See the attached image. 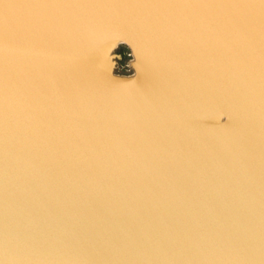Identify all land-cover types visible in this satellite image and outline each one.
<instances>
[{
  "label": "rangeland",
  "instance_id": "1",
  "mask_svg": "<svg viewBox=\"0 0 264 264\" xmlns=\"http://www.w3.org/2000/svg\"><path fill=\"white\" fill-rule=\"evenodd\" d=\"M115 34L141 49L142 80L109 84L108 96L77 95L85 55L96 77L135 73L129 43L101 51ZM263 35L264 0H0V264H95L105 250L115 264H264ZM139 98L148 105L145 121L131 109ZM214 110L231 120L219 137L209 135L206 121ZM202 120L205 135L198 133Z\"/></svg>",
  "mask_w": 264,
  "mask_h": 264
},
{
  "label": "bare ground",
  "instance_id": "2",
  "mask_svg": "<svg viewBox=\"0 0 264 264\" xmlns=\"http://www.w3.org/2000/svg\"><path fill=\"white\" fill-rule=\"evenodd\" d=\"M12 1V0H11ZM145 1V0H144ZM159 1H161V0H159ZM6 2H8V1H6ZM148 2V1H147ZM150 2H152V1H150ZM9 3V2H8ZM7 3V4H8ZM19 3V2H18ZM163 3L164 2H162V5H163ZM1 4H3V3H1ZM167 4V3H166ZM12 6V5H11ZM146 6H148V5H146ZM159 6H161V2L159 3ZM25 7V6H24ZM162 7V6H161ZM7 8V7H6ZM21 9V8H20ZM12 11V10H11ZM155 11V10H154ZM157 11H159L158 9H157ZM19 12H21V11H19ZM5 13V12H4ZM3 13V14H4ZM82 17V16H81ZM80 17V18H81ZM49 18V17H48ZM51 18V17H50ZM98 18V17H97ZM257 18V17H256ZM35 19V18H34ZM91 19V18H90ZM94 19H96V18H94ZM117 19V18H116ZM115 19V20H116ZM258 19V18H257ZM36 20V19H35ZM56 20V19H55ZM89 20V19H88ZM114 20V21H115ZM42 21V20H41ZM40 21V22H41ZM80 21H81V19H80ZM79 21V22H80ZM106 21V20H105ZM107 21H108V19H107ZM109 21H110V19H109ZM39 22V23H40ZM50 22V21H49ZM53 22H54V20H53ZM110 22H113V21H110ZM121 22V21H120ZM119 21H118V23H120ZM38 23V24H39ZM42 23H45V21L44 22H42ZM64 23V22H63ZM115 23V22H114ZM46 24V23H45ZM49 24V23H48ZM95 24H97V23H95ZM113 24V23H112ZM210 24V23H209ZM213 24V23H212ZM40 25V24H39ZM38 25V26H39ZM43 25V24H42ZM50 25H52V22H51V24ZM56 25V24H55ZM87 25H88V23H87ZM111 25V24H110ZM37 26V27H38ZM49 26V25H48ZM115 26V25H114ZM149 26V25H148ZM51 27V26H50ZM118 27H120V26H118ZM111 28V27H110ZM251 28V27H250ZM104 29H106V28H104ZM108 29V31H109V28H107ZM106 29V30H107ZM249 29V28H248ZM132 30V29H131ZM96 31H97V29H96ZM100 31V30H99ZM103 31V30H102ZM102 31H101V33H102ZM116 31V30H115ZM114 31V32H115ZM247 31V30H246ZM134 31H132L131 32V34L133 33ZM100 33V32H99ZM100 33V34H101ZM121 33V32H120ZM93 34V33H92ZM106 34V33H105ZM130 34V35H131ZM137 34H139V33H137ZM107 35H108V33H107ZM106 35V36H107ZM144 35V34H143ZM141 36V34L139 35L141 38L142 37H144V39H145V36ZM136 36H138V35H136ZM136 36H134V38L136 37ZM264 36V35H263ZM147 37H148V35H147ZM252 37V36H251ZM15 38V37H14ZM82 38V37H81ZM133 38V37H132ZM140 38V39H141ZM85 39V38H84ZM83 39V40H84ZM148 39H149V37H148ZM111 40V43H110V45L108 44V42ZM88 41V40H87ZM90 41V40H89ZM139 41H141V40H139ZM149 41V40H148ZM148 41H146V42H148ZM91 42V41H90ZM89 42V43H90ZM120 42H126V44L127 43H129V45L132 47V49L131 50H133V54H134V56H135V62H133L132 63V65H133V69H135V73L132 75V76H130V77H127V78H125L124 80H122V79H118V77L117 78H115L114 77V75L113 74H108V76H106L107 75V72L105 73V72H103V69H102V72L104 73V75H105V78H102L101 76H98V77H96L94 74H92V72H93V69H96L97 67H94V66H91V62H93V61H90L89 60V58H90V56L88 57L87 55H85V58H86V61L85 62H83L84 64H83V67H82V78H81V80L78 82V88H77V92H76V94L77 95H82V94H86V93H98V94H101V95H104V96H108L112 91H110L109 89H108V85L110 84V85H112V86H114V87H118V88H126V87H131V85L133 84V85H135L136 83L138 84L141 80H142V77H143V74H145L144 73V70H145V62H144V55H143V53H142V51H141V49L139 48V46L132 40V39H130L127 35H120V34H115V35H113V36H111L110 38H108L106 41H105V43L102 45V48H101V51L103 52L104 50H105V48L106 49H108V50H110V49H114L115 47H117V45L120 43ZM146 42H144V44L146 43ZM189 42V41H188ZM3 43V42H2ZM88 45V44H87ZM146 46V45H145ZM86 48H88L87 46H86ZM147 48V47H146ZM82 49H84L85 50V48L83 47ZM90 51H91V49H90ZM148 51V50H147ZM155 51V50H154ZM111 52V51H110ZM109 53V52H108ZM259 53V52H258ZM262 53V52H261ZM86 54H87V51H86ZM151 54V53H150ZM204 55V54H203ZM252 56H253V52H252ZM258 56V55H257ZM261 56V55H260ZM264 56V55H263ZM111 57V56H110ZM161 57V56H160ZM256 57V56H255ZM85 58H84V60H85ZM147 58H148V56H147ZM147 58H146V60H147ZM152 58H153V56H152ZM263 58V57H262ZM110 59V58H109ZM109 59H107V63H105V64H108V66L110 67L111 66V62L109 61ZM149 59V58H148ZM154 59V58H153ZM254 60H255V58H253ZM259 59V58H258ZM8 59H6V61H7ZM150 60V59H149ZM148 60V61H149ZM155 60H156V58H155ZM197 60V59H196ZM256 60H257V58H256ZM255 60V61H256ZM133 61V60H132ZM153 61V60H152ZM4 62V61H3ZM8 62V61H7ZM164 61L162 60V64H164L163 63ZM152 63V62H151ZM153 63H154V61H153ZM189 63V62H188ZM184 64V63H183ZM259 64H260V61H259ZM77 65V64H76ZM187 65V64H186ZM190 65V64H189ZM79 66H81V65H79ZM177 66V65H176ZM184 66H185V64H184ZM184 66L182 67V68H184ZM193 66V65H192ZM200 66V65H199ZM208 66V65H207ZM206 66V67H207ZM263 66H264V64H263ZM166 67H167V65H166ZM188 67V66H187ZM214 67V66H213ZM220 67V66H219ZM256 67V66H255ZM107 68V67H106ZM177 68H178V66H177ZM179 68H180V65H179ZM181 68V69H182ZM201 68V67H200ZM203 68V67H202ZM210 68V67H209ZM217 68V67H216ZM79 69H80V67H79ZM165 69H167V68H165ZM163 70V72L164 71H166V70ZM188 69V68H187ZM190 69V68H189ZM193 69V68H192ZM199 69V68H198ZM206 69H208V67L206 68ZM222 69V68H221ZM225 69V68H224ZM245 69H246V67H245ZM245 69H243V70H245ZM7 70V69H6ZM63 70V69H62ZM73 70V69H72ZM112 70V69H111ZM110 70V71H111ZM168 70V69H167ZM170 70V69H169ZM196 70V69H195ZM230 70H233V69H229V71ZM249 70V69H248ZM252 70V69H251ZM262 70H264V69H262ZM5 71V70H4ZM176 72H177V70H175ZM180 71V70H179ZM188 71V70H187ZM192 71V70H191ZM227 71V70H226ZM12 72V71H11ZM72 72V71H71ZM74 72V71H73ZM77 72V71H76ZM112 72V71H111ZM152 72V71H151ZM168 72V71H167ZM170 72V71H169ZM168 72V73H169ZM172 72V71H171ZM176 72H174V73H176ZM190 72V71H189ZM192 72H194V70L192 71ZM191 72V73H192ZM228 72V71H227ZM226 72V73H227ZM239 72H241V71H239ZM7 73V72H6ZM5 73V74H6ZM66 73H67V71H66ZM75 73V72H74ZM150 73V72H149ZM148 73V74H149ZM157 73V72H156ZM173 73V74H174ZM185 73H186V70H185ZM204 74H205V72H203ZM232 73V72H231ZM234 73H236V72H234ZM16 74V73H15ZM63 74V73H62ZM61 74V75H62ZM165 74H166V72H165ZM201 74V73H200ZM216 74V73H215ZM214 74V75H215ZM238 74V73H237ZM241 74V73H240ZM239 74V75H240ZM60 75V76H61ZM69 75V74H68ZM164 75V74H163ZM177 76V78H178V74H176ZM179 75H180V73H179ZM186 75H187V73H186ZM185 75V76H186ZM209 75V74H208ZM233 75V74H232ZM242 75V74H241ZM6 76V75H5ZM12 76V75H11ZM15 76V75H14ZM59 76V75H58ZM162 75L160 74V77H161ZM215 76H217V74L215 75ZM221 76V75H220ZM235 76V75H234ZM238 76V75H237ZM151 77V76H150ZM164 77H166L165 75H164ZM169 77V76H168ZM187 77H190V76H187ZM192 77V76H191ZM190 77V78H191ZM211 77H214V76H212L211 75ZM219 77V76H218ZM147 78V77H146ZM167 78V77H166ZM172 78V77H171ZM182 78V77H181ZM183 78H185L184 76H183ZM215 78V77H214ZM217 78V77H216ZM225 78H226V76H225ZM235 78V77H234ZM237 78H239V77H237ZM247 78H248V76H247ZM22 79H23V77H22ZM56 79V78H55ZM55 79H54V81H55ZM60 79V78H59ZM58 78H57V81L59 80ZM67 79V78H66ZM105 79V80H104ZM192 79H193V77H192ZM192 79H190L191 81H193L194 82V80H192ZM221 79H222V77H221ZM231 79V78H230ZM63 80V79H62ZM162 80H164V79H162ZM167 80V79H166ZM166 80H164L165 82H167ZM189 80V79H188ZM222 80H224V79H222ZM249 80V79H248ZM12 81V80H11ZM53 81V82H54ZM60 81H61V79H60ZM147 81H150V80H147ZM181 81V80H180ZM183 81V80H182ZM185 81V80H184ZM6 82H8V81H6ZM13 82V81H12ZM52 81H50V83H51ZM64 82V81H63ZM162 82V81H161ZM220 82H221V80H220ZM248 82V81H247ZM255 82H257V81H255ZM56 83V82H55ZM58 83V82H57ZM76 83V82H75ZM152 83V82H151ZM157 83H159V82H157ZM169 83V82H168ZM192 82H190L189 84H191ZM197 83V82H196ZM203 84H204V82H202ZM261 83H262V81H261ZM17 84V83H16ZM20 84V83H19ZM60 84V83H59ZM153 84V83H152ZM154 84H155V82H154ZM170 84H171V82H170ZM169 84V85H170ZM247 84V83H246ZM14 85V84H13ZM55 84H53L52 86H54ZM149 85V84H148ZM151 85V84H150ZM159 85V84H158ZM161 85V84H160ZM165 85V84H164ZM163 85V86H164ZM194 85V84H193ZM205 85V84H204ZM262 85V84H261ZM51 86V87H52ZM57 86H58V84H57ZM61 86V85H60ZM63 86V85H62ZM154 86V85H153ZM157 86V85H156ZM168 86V85H167ZM173 87H174V85H172ZM187 86H188V84H187ZM202 86V85H201ZM212 86H214L213 84H212ZM240 86V85H239ZM250 86H252V84L250 85ZM254 86V85H253ZM256 86H258V85H256ZM12 88H13V86H11ZM35 87V86H34ZM46 87V86H45ZM45 87H44V89H45ZM56 87V86H55ZM55 87H52L53 89H51V88H49V89H51L50 91L52 92V90H54L55 91ZM146 87V86H145ZM160 88H162L161 86H159ZM194 87H196V88H198L196 85H194ZM200 87V86H199ZM249 87V86H248ZM2 88H3V85H2ZM36 88V87H35ZM40 88V87H39ZM41 88H43V86L41 87ZM153 88V87H152ZM175 88V87H174ZM178 88V87H177ZM214 88H215V86H214ZM218 88V87H217ZM253 88V87H252ZM153 89H156V88H153ZM163 89H164V87H163ZM173 89V88H172ZM206 89V88H205ZM261 89V88H260ZM2 90V89H1ZM15 90V89H14ZM19 90V89H18ZM28 90V89H27ZM32 90V89H31ZM47 90V89H46ZM59 90V89H58ZM61 90V89H60ZM158 90V89H157ZM170 90H171V88H170ZM213 90V89H212ZM217 90V89H216ZM258 90H259V88H258ZM44 91V93H45V90H43ZM153 91V90H152ZM155 91V94H156V90H154ZM208 91V90H207ZM2 92V91H1ZM16 92V91H15ZM24 92H25V90H24ZM40 92V91H39ZM58 92H60V91H58ZM69 92V91H68ZM174 92H176L175 90H174ZM33 93H34V91H33ZM37 93V92H36ZM41 93V92H40ZM44 93H42V94H44ZM49 93V92H48ZM67 93V92H66ZM152 93V92H151ZM165 93V92H164ZM163 93V94H164ZM171 93H173V92H171ZM181 93V92H180ZM179 93V97L180 98H182ZM212 93V92H211ZM221 93V92H220ZM29 94H30V92H29ZM28 94V95H29ZM39 94V93H38ZM51 94V93H50ZM52 94H54V93H52ZM68 94H70V93H68ZM177 94V93H176ZM223 94H225V93H223ZM19 95V94H18ZM17 95V96H18ZM114 95V94H113ZM143 95V94H142ZM186 95V94H185ZM188 95V94H187ZM201 95V94H200ZM210 97H211V95L210 94H208ZM36 96V95H35ZM38 96V95H37ZM42 96H45V95H42ZM41 96V97H42ZM51 96V95H50ZM50 96H48V97H50ZM64 96V95H63ZM68 96V95H67ZM66 95H65V97H67ZM156 96V95H155ZM154 96V97H155ZM161 96V95H160ZM170 96H171V94H170ZM175 96V95H174ZM177 96V95H176ZM190 96L192 97V95L190 94ZM190 96H189V98H190ZM207 96V95H206ZM34 97V96H33ZM39 97V96H38ZM37 97V98H38ZM53 97V96H52ZM70 97H72V96H70ZM74 97V96H73ZM72 97V98H73ZM178 97V96H177ZM214 97V96H213ZM219 97V96H218ZM54 98V97H53ZM68 98V97H67ZM71 98V99H72ZM159 98V97H158ZM195 98V97H194ZM225 98V97H224ZM2 99V98H1ZM29 99V98H28ZM65 99V98H64ZM63 98H62V100H64ZM157 99V98H156ZM215 99V98H214ZM15 100H17L16 98H15ZM19 100H20V97H19ZM21 100H23V99H21ZM30 100V99H29ZM33 100V99H32ZM174 100V99H173ZM178 100V99H177ZM192 100V99H191ZM218 100H220V98L218 99ZM217 100V101H218ZM225 100V99H224ZM13 101V100H12ZM37 101V100H36ZM40 101H42V100H40ZM151 101V100H150ZM153 101V100H152ZM182 101H184V102H186V99H184L183 100V98H182ZM210 101H212V99L210 100ZM222 101H223V99H222ZM222 101H221V103H222ZM66 102H67V100H66ZM73 102V101H72ZM171 102H173L172 100H171ZM190 102V101H189ZM213 103L214 102H216V101H212ZM9 103V102H8ZM7 103V104H8ZM16 103H18V102H16ZM36 103V102H35ZM41 103V102H40ZM67 103H69V102H67ZM66 103V104H67ZM71 103V102H70ZM175 103V102H174ZM174 103H172L173 105H174ZM212 103V104H213ZM219 103V102H218ZM22 104V103H21ZM28 104V103H27ZM34 104V103H33ZM37 104H39V103H37ZM36 104V105H37ZM157 104V103H156ZM160 103H158V105H159ZM220 104V103H219ZM223 104V103H222ZM225 104V103H224ZM11 105H12V102H11ZM20 105V104H19ZM155 105V104H154ZM157 105V106H158ZM183 105V104H182ZM216 105H218V104H216ZM13 106V105H12ZM15 106H17V105H15ZM29 106V105H28ZM181 106V105H180ZM9 107V106H8ZM26 107V106H25ZM24 107V108H25ZM33 106H31V108H32ZM152 107V106H151ZM175 107H177V106H175ZM153 108V107H152ZM157 108V107H156ZM224 108V107H223ZM6 109V108H5ZM19 109V108H18ZM131 109L134 111V113H136V114H138L139 116H141L142 118H143V120L145 121L146 120V117H147V114H148V105H147V102H146V99L144 98H142V99H140L139 98V100H136V101H134V103H133V105L131 106ZM154 109H155V107H154ZM15 110H16V108H15ZM20 110H23V109H19L18 111H20ZM153 110V109H152ZM157 110V109H156ZM168 110V109H167ZM169 110H171L172 111V108L171 109H169ZM223 110V109H222ZM31 111V110H30ZM34 111V110H33ZM151 111V110H150ZM160 111V110H159ZM163 112L165 111L166 112V110H162ZM174 111V110H173ZM172 111V112H173ZM165 112L163 113V115L164 116H166V114H168L167 112H166V114H165ZM171 112V113H172ZM223 113L222 111H220V110H214L213 111V114H212V119H210V120H206L207 121V123H213L212 125V127L210 128L212 131L209 133V132H203V127H204V125H205V122H204V120H202V125L200 126V129H199V131H198V133H202V134H206V133H209V135L211 134V135H215L216 137L218 136H220L221 135V130H223V131H225V132H227V131H229V121L231 122V120H229V118L227 117V119L225 120L223 117H221V113ZM30 113V112H29ZM151 113H152V111H151ZM154 113H155V110H154ZM154 113H152V114H154ZM158 113H162V112H158ZM170 113V114H171ZM160 115H162V114H160ZM173 115V114H172ZM153 116V115H152ZM30 117V116H29ZM128 117H130V116H128ZM151 117V116H150ZM160 117H162V116H160ZM170 117V116H169ZM168 117V118H169ZM25 118V117H24ZM167 117H166V119H168ZM173 118V117H172ZM150 119V118H149ZM164 119V118H163ZM162 119V120H163ZM166 119H164V122L166 121ZM99 120V119H98ZM97 120V121H98ZM152 120V119H151ZM171 120V119H170ZM95 121V120H94ZM29 122V121H28ZM215 122H217L219 125H216L215 124ZM30 123V122H29ZM28 124V123H27ZM31 125V124H30ZM29 125V126H30ZM48 125V124H47ZM46 125V126H47ZM28 126V127H29ZM35 126V125H34ZM216 126H218V127H221L220 129L218 128V127H216ZM90 127V126H89ZM32 128V127H31ZM115 128V127H114ZM111 129H113V128H111ZM117 129V128H116ZM66 130V129H65ZM121 130H122V128H121ZM32 131H33V128H32ZM39 131V130H38ZM114 131V130H113ZM181 131V130H180ZM29 132V134H30V130L28 131ZM115 132V131H114ZM113 132V133H114ZM127 132V131H126ZM38 134H40V133H38ZM112 135H114V134H112ZM229 139H230V141H233V140H235V136L233 135V133L230 131V133H229ZM208 136V135H207ZM71 137V136H70ZM73 137V136H72ZM112 137H114V136H112ZM37 138V137H36ZM43 138H45V137H43ZM66 138V137H65ZM32 140H33V138H31ZM39 139V138H38ZM72 139V138H71ZM70 140V139H69ZM117 140V139H116ZM198 140H200L199 138H198ZM44 141V140H43ZM37 142V141H36ZM70 142V141H69ZM71 142H73V141H71ZM117 142V141H116ZM44 143V142H43ZM41 145H42V143H40ZM133 144V143H132ZM24 145H26V143L24 144ZM69 145H71V144H69ZM118 145V144H117ZM119 145H121V144H119ZM169 145V144H168ZM50 146V145H49ZM74 146V145H73ZM72 146V147H73ZM96 146V145H95ZM71 147V146H70ZM50 148V147H49ZM91 148V147H90ZM116 148V147H115ZM119 148H122L121 146L119 147L118 146V149ZM124 148V147H123ZM222 148H223V146H222ZM73 149H74V147H73ZM76 149V148H75ZM84 149V148H83ZM225 149V148H224ZM82 150V149H81ZM89 150V149H88ZM88 150H86V151H88ZM100 150V149H99ZM108 150V149H107ZM112 150H114L115 151V149H112ZM165 150V149H164ZM78 151V150H77ZM91 151H93V150H91ZM111 151V150H110ZM126 151H130V150H126ZM125 151V152H126ZM166 151V150H165ZM55 152V151H54ZM131 152V151H130ZM129 152V153H130ZM143 152V151H142ZM160 152H162V151H160ZM167 152H168V150H167ZM166 152V155H168V153ZM235 152V151H234ZM79 153V152H78ZM102 153V152H101ZM108 153V152H107ZM110 153V152H109ZM138 153V152H137ZM140 153V152H139ZM53 154V153H52ZM61 154V153H60ZM75 154V153H74ZM90 154V153H89ZM136 154V153H135ZM134 154V155H135ZM141 154V156H142V153H140ZM162 154V153H161ZM95 155V154H94ZM119 155V154H118ZM127 155V154H126ZM133 155V154H132ZM55 156V155H54ZM85 156H88V155H85ZM96 156H98V155H96ZM178 156V155H177ZM180 156V155H179ZM98 157H100V156H98ZM117 157V156H116ZM137 154H136V160H137ZM145 157V156H144ZM146 157L148 158V156L146 155ZM145 157V158H146ZM172 157H174V156H172ZM223 157V156H222ZM139 158V157H138ZM143 158V157H142ZM142 158H141V160H142ZM224 158V157H223ZM222 158V159H223ZM93 159V158H92ZM96 159H97V157H96ZM125 159H127V158H125ZM131 159H132V157H131ZM144 159V158H143ZM152 159V158H151ZM150 158H149V160H151ZM175 159H176V157H175ZM221 159V160H222ZM64 160V159H63ZM77 161H78V159H76ZM146 160V159H145ZM148 160V159H147ZM178 160H183V159H178ZM91 161V160H90ZM160 161V160H159ZM162 161H169V160H162ZM183 161H185V159L183 160ZM59 162V161H58ZM61 162V161H60ZM63 162V161H62ZM86 162V161H85ZM95 162V161H94ZM97 162H98V160H97ZM119 162V161H118ZM124 162V161H123ZM172 162H174V161H172ZM177 162V161H176ZM185 162H187V161H185ZM190 162V161H189ZM224 162V161H223ZM26 163V162H25ZM29 163V162H28ZM68 163V162H67ZM66 163V164H67ZM100 163V162H99ZM175 163V162H174ZM134 164V163H133ZM155 164V163H154ZM188 164V163H187ZM191 164V163H190ZM195 164V163H194ZM199 164V163H198ZM26 165V164H25ZM60 165H62V163L60 164ZM78 165V164H77ZM77 165H75V166H77ZM123 165V164H122ZM151 165V164H150ZM159 165V164H158ZM189 165V164H188ZM197 165V164H196ZM209 165V164H208ZM207 165V166H208ZM219 165V164H218ZM105 166V165H104ZM124 166V165H123ZM198 166V165H197ZM211 166V165H210ZM244 166V165H243ZM52 167V166H51ZM87 167V166H86ZM86 167H85V169H86ZM90 167V166H89ZM136 167V166H135ZM146 167H147V165H146ZM202 167V166H201ZM5 168V167H4ZM45 168V167H44ZM49 168V167H48ZM72 168V167H71ZM95 168V167H94ZM120 168H121V166H120ZM144 168V167H143ZM216 168V167H215ZM257 168V167H256ZM69 169V168H68ZM90 169V168H89ZM124 169V168H123ZM201 169V168H200ZM204 169V168H203ZM3 170V169H2ZM73 170V169H72ZM71 170V171H72ZM261 170V169H260ZM259 170V171H260ZM4 171V170H3ZM48 171V170H47ZM60 171V170H59ZM81 171V170H80ZM95 171V170H94ZM126 171V170H125ZM133 171V173H134V170H132ZM209 171V170H208ZM239 171V170H238ZM246 171H248V170H246ZM245 171V172H246ZM256 171H258V170H256ZM49 172V171H48ZM54 172V171H53ZM95 172H98V171H95ZM120 172V171H119ZM131 172V171H130ZM135 172H137V171H135ZM253 172V171H252ZM55 173V172H54ZM62 173V172H61ZM116 173V172H115ZM121 173V172H120ZM137 173H139V168H138V172ZM247 173H249V172H247ZM59 174V173H58ZM63 174V173H62ZM67 174V173H66ZM90 174V173H89ZM123 174V173H122ZM125 174V173H124ZM132 174V173H131ZM246 174V173H245ZM261 173L259 172V175H260ZM263 174V173H262ZM46 175H48V174H46ZM113 175V174H112ZM111 175V176H112ZM118 175V174H117ZM128 175H130V174H128ZM136 174H134V175H132V177L133 176H135ZM137 175H139V174H137ZM208 175V174H207ZM33 176V175H32ZM66 176V175H65ZM209 176V175H208ZM15 177H17V176H15ZM167 177V176H166ZM199 177V176H198ZM206 177V176H205ZM243 177V176H242ZM242 177H241V180H242ZM248 177V176H247ZM261 177V176H260ZM64 178H66V177H64ZM99 178V177H98ZM110 178V177H109ZM119 178H120V176H119ZM128 178V177H127ZM200 178V177H199ZM244 178V177H243ZM18 179V178H17ZM257 179V178H256ZM35 180V179H34ZM143 180V179H142ZM178 180H180V179H178ZM177 180V181H178ZM183 180V179H182ZM194 180V179H193ZM244 180V179H243ZM250 180V179H249ZM90 181V180H89ZM106 181V180H105ZM107 181H109V180H107ZM140 181V180H139ZM145 181V180H144ZM143 181V182H144ZM158 181V180H157ZM160 181V180H159ZM158 181V182H159ZM169 181H171V180H169ZM185 181V180H184ZM191 181V180H190ZM255 181V180H254ZM257 181V180H256ZM2 182V181H1ZM5 182V181H4ZM23 182V181H22ZM29 182V181H28ZM40 182V181H39ZM42 182H43V180H42ZM141 182V181H140ZM258 182V181H257ZM9 183V182H8ZM31 183V182H30ZM29 183V184H30ZM57 183V182H56ZM149 183V182H148ZM165 182H163V184H164ZM166 183H168V182H166ZM191 183H192V181H191ZM234 183V182H233ZM18 184H20V183H18ZM36 184V183H35ZM34 184V187L37 185H35ZM40 184H41V182H40ZM40 184H39V186H40ZM104 184V183H103ZM153 184V183H152ZM152 184L150 185V186H152ZM156 184V183H155ZM175 184V183H174ZM241 184V183H240ZM259 184H261V183H259ZM2 185V184H1ZM7 185V184H6ZM13 185V184H12ZM75 185V184H74ZM105 185V184H104ZM103 185V186H104ZM133 185H135V184H133ZM248 185H249V182H248ZM255 185V184H254ZM43 186V185H42ZM157 186V185H156ZM155 186V187H156ZM166 187L168 186L167 184L165 185ZM169 186H171V184L169 185ZM173 186V185H172ZM228 186V185H227ZM226 186V187H227ZM233 186H234V184H233ZM263 186V185H262ZM52 187H53V185H52ZM134 187V186H133ZM200 187V186H199ZM236 187V186H235ZM244 187V186H243ZM249 187V186H248ZM15 188V187H14ZM30 188H31V186H30ZM50 188V187H49ZM53 188H55V187H53ZM65 188H66V186H65ZM73 188V187H72ZM131 188V187H130ZM198 188V187H197ZM203 188V187H202ZM225 188V187H224ZM9 189V188H8ZM27 189V188H26ZM57 189V188H56ZM74 189V188H73ZM151 189V188H150ZM160 189H162V188H160ZM171 189V188H170ZM234 189H236V188H234ZM258 189H259V187H258ZM264 189V188H263ZM45 190V189H44ZM47 190V189H46ZM45 190V191H46ZM61 190V189H60ZM101 190V189H100ZM128 190V189H127ZM131 190H132V188H131ZM134 190V189H133ZM140 190H141V188H140ZM159 190V189H158ZM157 190V191H158ZM164 190H167V188L166 189H164ZM226 190H228V189H226ZM262 190V189H261ZM27 191V190H26ZM31 191H32V189H31ZM61 191H63V190H61ZM74 191H75V189H74ZM90 191H91V189H90ZM103 191V190H102ZM205 191V190H204ZM222 191V190H221ZM244 191V190H243ZM80 192V191H79ZM82 192V191H81ZM80 192V193H81ZM96 192V191H95ZM136 192V191H135ZM159 192V191H158ZM218 192H220V191H218ZM232 192H233V190H232ZM241 192V191H240ZM263 192V191H262ZM261 192V193H262ZM45 193V192H44ZM47 193V192H46ZM50 193V192H49ZM68 193H70V191L68 192ZM94 193V192H93ZM137 193V192H136ZM152 193V192H151ZM166 193V192H165ZM226 193V192H225ZM252 193V192H251ZM66 194V193H65ZM71 194V193H70ZM75 194V193H74ZM74 194H72L71 196L73 197L74 196ZM76 194H77V192H76ZM76 194H75V196H76ZM79 194V193H78ZM86 194H88V193H86ZM118 194V193H117ZM119 194H120V192H119ZM124 194V193H123ZM159 194V193H158ZM231 194V193H230ZM67 195H69V194H67ZM95 195V194H94ZM98 195V194H97ZM125 195V194H124ZM217 195V194H216ZM78 196H80V195H78ZM76 197V200L79 198V197ZM90 195H88V197H89ZM93 196V195H92ZM157 196V195H156ZM155 196V197H156ZM167 196H168V194H167ZM167 196H165V197H167ZM224 196H227L226 194L224 195ZM234 197H235V194L233 195ZM247 196V195H246ZM245 196V197H246ZM249 196H251V194L250 195H248V197ZM258 196V195H257ZM263 196V195H262ZM60 197V196H59ZM69 197H70V195H69ZM68 197V198H69ZM91 197V196H90ZM89 197V198H90ZM98 197H99V195H98ZM103 197V196H102ZM107 197V196H106ZM122 196L120 195V197L119 198H121ZM157 197H159V196H157ZM170 196H168L167 197V199L169 198ZM220 197H221V195H219V199H220ZM243 197V196H242ZM34 198V197H33ZM51 198H52V196H51ZM62 198V197H61ZM60 198V199H61ZM64 198V197H63ZM93 198V197H92ZM100 198V197H99ZM105 198V197H104ZM224 198L225 197H223V199L222 200H224ZM253 198V197H252ZM38 199V198H37ZM41 199H42V197H41ZM53 199V198H52ZM59 199V200H60ZM67 199V198H66ZM69 199H71V201H73L72 200V198H69ZM68 199V200H69ZM111 199V198H110ZM128 199V198H127ZM166 199V198H165ZM234 199V198H233ZM232 199V200H233ZM240 199V198H239ZM244 199V198H243ZM65 200V199H64ZM88 200H90V199H88ZM95 200H97L96 198H95ZM102 200H103V198H102ZM108 200V199H107ZM157 200V199H156ZM236 199H234V201H235ZM245 200V199H244ZM244 200H242V201H244ZM252 200V199H251ZM29 201V200H28ZM41 201V200H40ZM61 201V200H60ZM59 201V202H60ZM75 201V200H74ZM73 201V202H74ZM112 201V200H111ZM110 201V202H111ZM128 201V200H127ZM168 201V200H167ZM221 201V200H220ZM228 201V200H227ZM230 201V200H229ZM253 201H254V199H253ZM38 202V201H37ZM46 202H48V201H46ZM58 202V203H59ZM67 202V201H66ZM78 202H80L79 201V199H78ZM91 203H92V201H90ZM96 202V201H95ZM102 202V201H101ZM112 202H114V201H112ZM165 202V201H164ZM171 202V201H170ZM170 202H167V203H170ZM226 202V201H225ZM233 202V201H232ZM246 202V201H245ZM43 203H44V201H43ZM68 203V202H67ZM90 203V204H91ZM97 203H98V200H97ZM234 203V202H233ZM233 203H232V205H233ZM248 203V202H247ZM263 203V202H262ZM262 203H260V205L262 204ZM24 204V203H23ZM33 204V203H32ZM71 204V203H70ZM95 204V203H94ZM99 204V203H98ZM215 204V203H214ZM222 204V203H221ZM221 204H218V205H221ZM223 204H225V203H223ZM264 204V203H263ZM44 205V204H43ZM100 205V204H99ZM102 205H103V203H102ZM109 205V204H108ZM112 205V204H111ZM241 205V204H240ZM48 206V205H47ZM96 206V205H95ZM104 207L103 208H106L105 207V205H103ZM112 206H114V205H112ZM111 206V207H112ZM223 205H221V207H222ZM231 206V205H230ZM246 206V205H245ZM89 207V206H88ZM97 207V206H96ZM101 208V206H98V208ZM226 207V206H225ZM233 207V206H232ZM246 207H248V206H246ZM31 208V207H30ZM48 208V207H47ZM83 208V207H82ZM103 208H101V209H103ZM108 208H109V206H108ZM107 208V211L109 210ZM220 208V207H219ZM224 208V207H223ZM223 208H221V209H223ZM236 208V207H235ZM32 209V208H31ZM30 209V210H31ZM88 209H90V208H88ZM112 209V208H111ZM246 209V208H245ZM33 210V209H32ZM40 210V209H39ZM91 210V209H90ZM93 210V209H92ZM200 210V209H199ZM203 210V209H202ZM230 210V209H229ZM248 210V209H247ZM251 210V209H250ZM23 211V210H22ZM26 211V210H25ZM98 211V210H97ZM100 211H102V210H100ZM104 211H105V209H104ZM103 211V212H104ZM29 212V211H28ZM27 212V213H28ZM39 212V211H38ZM92 212V211H91ZM90 212V213H91ZM115 212H117V211H115ZM228 212H230V211H228ZM247 212V211H246ZM23 213V212H22ZM21 213V214H22ZM88 213V212H87ZM97 213H99V212H97ZM250 213V212H249ZM30 214H31V212H30ZM38 214V213H37ZM185 214V213H184ZM251 214H252V210H251ZM32 215H33V213H32ZM31 215V216H32ZM30 216V217H31ZM34 216V215H33ZM186 216V215H185ZM251 216V215H250ZM39 217V216H38ZM37 217V218H38ZM184 217V216H183ZM191 217V216H190ZM247 217V216H246ZM253 217V216H252ZM17 218H18V216H17ZM20 218H24V217H21L20 216ZM20 218H19V220L18 221H20ZM27 218V217H26ZM35 218H36V215H35ZM41 218V217H40ZM185 218H187V217H185ZM32 219V218H31ZM178 219V218H177ZM180 219V218H179ZM191 219V218H190ZM16 220V221H17ZM35 220V219H34ZM33 220V221H34ZM49 220V219H48ZM175 220V219H174ZM188 220V219H187ZM243 220V219H242ZM18 221H17V224H18ZM26 221H28V220H26ZM25 221V222H26ZM37 221H38V219H37ZM41 221V220H40ZM180 221H182V219L180 220ZM184 221V220H183ZM190 221V220H189ZM194 221V220H193ZM192 221V222H193ZM254 221V220H253ZM29 222V221H28ZM62 222V221H61ZM165 223H166V221H164ZM168 222V221H167ZM185 222V221H184ZM196 222V221H195ZM27 223V222H26ZM34 223V222H33ZM36 224L38 223V222H35ZM50 223V222H49ZM157 223V222H156ZM169 223V222H168ZM168 223H166V224H168ZM254 223V222H253ZM21 224V223H20ZM35 224V225H36ZM56 224V223H55ZM57 224H60V222H58ZM64 224V223H63ZM178 224V223H177ZM184 224V223H183ZM187 224V223H186ZM185 224V225H186ZM200 224V223H199ZM202 224V223H201ZM215 224V223H214ZM220 224V223H219ZM231 224V223H230ZM229 224V225H230ZM249 224V223H248ZM252 224V223H251ZM256 224V223H255ZM61 225V224H60ZM65 225V224H64ZM85 224H83V227L84 228H81V229H85V227L86 226H84ZM169 225V224H168ZM182 225V224H181ZM205 225V224H204ZM203 225V226H204ZM241 225V224H240ZM258 226H259V224H257ZM17 226V225H16ZM20 226V225H19ZM21 226H24V225H22L21 224ZM20 226V227H21ZM26 226V225H25ZM30 225H28V226H26V227H29ZM56 226V225H55ZM176 226V225H175ZM183 226V225H182ZM191 226V225H190ZM211 226H213V224L211 225ZM217 226V225H216ZM226 226V225H225ZM242 226V225H241ZM69 227V226H68ZM104 227H106V226H104ZM195 227V226H194ZM229 227V226H228ZM254 227V226H253ZM24 228V227H23ZM33 228V227H32ZM67 228V227H66ZM66 228H64V229H66ZM87 228V227H86ZM183 228V227H182ZM188 228H190L191 229V227H188ZM196 228V227H195ZM213 228H214V226H213ZM236 228V227H235ZM237 228H238V226H237ZM27 229V228H26ZM30 229V228H29ZM63 229V230H64ZM71 229V228H70ZM70 229H69V231H70ZM73 229H74V227H73ZM107 229V228H106ZM200 229V228H199ZM261 229V228H260ZM23 230V229H22ZM68 230V229H67ZM72 230V229H71ZM88 230V229H87ZM196 230V229H195ZM194 230V231H195ZM210 230H211V228H210ZM20 231V230H19ZM68 231V232H69ZM75 231V230H74ZM86 231V230H85ZM88 231H90V230H88ZM113 231V230H112ZM191 231H192V229H191ZM190 231V232H191ZM216 231V230H215ZM214 231V233H216ZM12 232V231H11ZM17 232V231H16ZM29 232V231H28ZM34 232V231H33ZM72 232V231H71ZM77 232H79V231H77ZM83 232V231H82ZM210 232V231H209ZM18 233V232H17ZM114 233V232H113ZM112 233V234H113ZM194 233H196V232H194ZM205 233V232H204ZM207 233V232H206ZM211 233V232H210ZM219 233V232H218ZM80 234V233H79ZM82 234V233H81ZM203 234V233H202ZM16 235H18V234H15V236ZM35 235V234H34ZM115 235V234H114ZM190 235V234H189ZM204 235V234H203ZM207 235H208V233H207ZM210 235V234H209ZM208 235V236H209ZM212 235V234H211ZM227 235V234H226ZM9 236V235H8ZM38 236V235H37ZM67 236V235H66ZM82 236V235H81ZM213 236V235H212ZM216 236V235H215ZM223 236V235H222ZM83 237V236H82ZM119 237V236H118ZM211 237V236H210ZM230 237V236H229ZM17 238V237H16ZM84 238V237H83ZM106 238V237H105ZM200 238V237H199ZM224 238V237H223ZM227 238V237H226ZM226 238H224V239H226ZM258 238V237H257ZM261 238V237H260ZM94 239V238H93ZM194 239V238H193ZM196 239V238H195ZM203 239V238H202ZM210 239V238H209ZM259 239V238H258ZM14 240H15V237H14ZM87 240V239H86ZM92 240V236H91V239H90V242H93V240ZM120 240V239H119ZM107 238H106V243H107ZM124 241V240H123ZM126 241V240H125ZM195 241V240H194ZM202 241H204V240H202ZM209 241V240H208ZM214 241V240H213ZM89 242V241H88ZM150 242V241H149ZM153 242H154V240H153ZM220 242V241H219ZM224 242H227V241H224ZM105 243V244H106ZM111 243V242H110ZM115 242H113V244H114ZM118 243V242H117ZM116 243V244H117ZM157 243V242H156ZM210 243V242H209ZM215 243V242H214ZM108 244V243H107ZM112 244V243H111ZM151 244H153L152 242H151ZM150 244V245H151ZM185 244V243H184ZM213 244V243H212ZM15 245V244H14ZM119 245V244H118ZM153 245H156V244H153ZM206 245V244H205ZM208 245V244H207ZM99 246H101V245H99ZM152 246V245H151ZM187 246V245H186ZM194 246V245H193ZM15 247V246H14ZM98 247V246H97ZM101 247H103V246H101ZM101 247H100V249H101ZM131 247V246H130ZM151 248V247H150ZM188 248V247H187ZM186 248V250H188ZM148 249V248H147ZM153 249V248H152ZM136 250V249H135ZM138 250V249H137ZM154 250V249H153ZM105 251H107V252H109V253H111L110 251H108V250H105ZM105 251H103V253L101 254V252H100V258L97 260V262L95 263V264H115L113 261L114 260H111L109 257H107L105 254H104V252ZM139 251V250H138ZM143 251V250H142ZM144 251H146V250H144ZM20 252V251H19ZM107 252H106V254H107ZM140 252H141V249H140ZM140 252H139V254H140ZM18 253V252H17ZM98 253V252H97ZM21 254V253H20ZM134 254H135V252H134ZM23 256H24V253L22 254ZM109 255V254H108ZM11 256H13V255H11ZM111 256V255H110ZM135 256V255H134ZM139 256V255H138ZM137 256V257H138ZM150 256V255H149ZM187 256H188V254H187ZM14 257V256H13ZM17 257V256H16ZM117 257V256H116ZM115 257V258H116ZM136 257V258H137ZM10 258V257H9ZM8 258V259H9ZM113 258V257H112ZM114 258V259H115ZM11 259V258H10ZM28 259H30V258H28ZM191 259V258H190ZM190 259H188V260H190ZM132 260V259H131ZM136 260V259H135ZM137 260H139V262L141 261L140 259H137ZM136 260V261H137ZM144 260V259H143ZM146 260V259H145ZM186 260V259H185ZM30 261V260H29ZM93 261V260H92ZM116 261V260H115ZM117 262V261H116ZM145 262V261H144ZM154 262V261H153ZM170 262V261H169ZM184 262V261H183ZM31 263V262H30ZM138 263V262H137ZM142 263V262H141ZM146 263V262H145ZM180 263V262H179ZM35 264V263H34ZM131 264H133V263H131ZM143 264V263H142Z\"/></svg>",
  "mask_w": 264,
  "mask_h": 264
}]
</instances>
